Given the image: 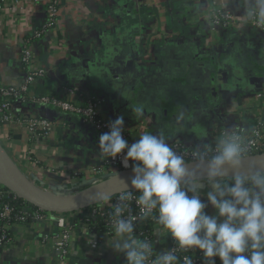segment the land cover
Instances as JSON below:
<instances>
[{
    "label": "crops",
    "instance_id": "0c3cea01",
    "mask_svg": "<svg viewBox=\"0 0 264 264\" xmlns=\"http://www.w3.org/2000/svg\"><path fill=\"white\" fill-rule=\"evenodd\" d=\"M42 1H23L12 8L8 5L0 13V80L6 85L19 86L24 81L19 50L27 36L43 24ZM221 1L115 0L113 5L111 0H65L59 29L54 33L64 36L67 45H58L49 34L32 41L34 52L52 68L51 79L43 82L46 91L61 94L63 82L58 76L66 68L65 81L87 78L107 96L115 115L135 121L131 129L135 141L147 128L163 132L170 139L189 137L202 142L209 129L221 125L222 112L226 117H241L249 109L257 112L263 108L262 102L247 101L239 106L232 100L224 111L216 112V103L230 95L264 86V30L245 16L246 0H224L235 23L214 28L213 12ZM144 18L152 20L147 38L151 49L160 54L154 70L138 62ZM204 26L210 31L200 35ZM88 41L97 42L90 45L91 53L86 50ZM211 47L216 49L214 54ZM208 56L214 61L213 57L211 62L206 60ZM227 73L241 85L232 84ZM137 107L144 110L140 120L133 114ZM27 110L50 117L55 126L46 140L29 135L18 125L0 136L14 160L30 178L48 182L54 193L90 188L92 172L101 165L98 137H89L78 117L73 116L68 123L46 107H17L21 116ZM181 111L185 120L178 124L176 116ZM208 190L203 187L200 198L209 205L206 212L213 215L215 209L204 194ZM42 225L32 222L11 226L14 245L20 251L11 247L2 250L0 264H127L124 255L109 246L111 236L98 248H91L77 228L80 223L73 228L69 256L59 261L51 246L41 240ZM155 237L157 250L170 247L169 235L157 232Z\"/></svg>",
    "mask_w": 264,
    "mask_h": 264
},
{
    "label": "clouds",
    "instance_id": "9594fccd",
    "mask_svg": "<svg viewBox=\"0 0 264 264\" xmlns=\"http://www.w3.org/2000/svg\"><path fill=\"white\" fill-rule=\"evenodd\" d=\"M244 14L264 26V0H246ZM133 114L140 120L144 110L133 108ZM184 120L181 111L176 121ZM109 127L99 137L100 154L113 160L122 156L123 167H131L133 173L130 182L121 178L123 186L110 214L109 246L122 253L127 264H178L177 248L186 253L199 249L205 264H215V257L222 264H264V166L245 169L250 141L227 132L214 146L198 145L188 160L163 132H144L129 145L122 135L123 116ZM204 182L213 215L200 198ZM132 201L139 209L135 215ZM149 218L159 225L158 232L176 241L177 248L153 255V244L136 235L137 223ZM94 242L92 236L88 243ZM183 264H193L192 257L185 255Z\"/></svg>",
    "mask_w": 264,
    "mask_h": 264
},
{
    "label": "built area",
    "instance_id": "2783aa9c",
    "mask_svg": "<svg viewBox=\"0 0 264 264\" xmlns=\"http://www.w3.org/2000/svg\"><path fill=\"white\" fill-rule=\"evenodd\" d=\"M23 1H34V0H0V13L3 12L6 6L13 7L18 5ZM39 1V0H35ZM65 0H45L43 2V24L41 27L33 30L21 45L19 50L20 63L22 66V71L24 72L25 78L23 83L19 86L6 85L0 80V136H2L9 129L15 126L24 127L29 135L35 138H41L46 140L50 135L51 131L55 126V120L48 116H36L30 114L27 110L24 116H21L17 111L18 106H30L36 108L46 107V110L54 113L61 118H64L68 123H72L73 116L78 117L79 124L82 125L86 133L91 136L99 137L105 132L110 131V123L116 120L118 115H115L110 109L108 104L107 96L101 91L97 90L92 86L87 78H81L79 80L65 81V70L58 76L62 80L63 85L61 87V94H53L46 91V87L43 82H47L51 79L52 68L46 59L38 56L33 49L32 41L33 39H38L46 35L53 36L54 40L57 41L58 45H67V40L64 36L54 33V31L59 29L60 20V9L63 6ZM113 5L115 0H111ZM225 1L217 3V7L213 12V23L214 28L218 26L229 27L231 24L235 23V18L230 10L226 8ZM88 20V19H87ZM152 20L144 18L143 26L145 30L140 35L142 54L139 59V63L146 65L150 70H154L158 66L160 60L159 50L153 47L151 49L150 41L147 38V32L152 29ZM88 22V21H87ZM92 24V23H91ZM104 26V23H101ZM260 26V25H259ZM264 30V26H260ZM213 28L211 29L212 32ZM210 31L208 27L204 26L202 33ZM92 42V43H90ZM86 50L88 53L93 50L90 45H97L93 41L86 42ZM69 45V43H68ZM155 45V44H154ZM216 51L215 47H211L210 51ZM45 87V89H44ZM237 100L239 106L243 105V102L249 101V103L258 104L263 103L262 111H253L249 109L247 112L249 116L245 115L233 116L230 115L226 117L225 113H221V125L215 129H209L208 136L201 142L195 138L189 137H179L170 139V143L173 148L180 154L185 155L186 159L191 160V155L193 150L198 146L203 145H213L218 138L227 132H237L245 137L247 141L251 142V148L247 154L252 155L260 152H264V87L254 90L252 92H244L239 94L230 95L225 101H220L216 108L221 111L225 110V105L232 101ZM243 109V108H241ZM257 109V107H256ZM230 111L231 108L228 107ZM134 123H128L124 119V131L122 133L123 138L128 142L129 145L136 142L134 139L135 133L132 132V126ZM136 125V124H135ZM145 130V129H144ZM147 132L157 134L158 132L147 129ZM126 151V150H125ZM101 165L95 167L94 172H92L90 182L91 187L100 184L101 182L111 178L112 176L126 170L129 168H124L122 165V156H118L116 159L108 158L100 154ZM32 158V157H31ZM133 161H129V164H133ZM18 164V163H17ZM19 165V164H18ZM20 166V165H19ZM22 170V166L20 167ZM25 168V167H24ZM26 169V168H25ZM24 171V170H23ZM24 173L28 175L25 171ZM29 176V175H28ZM32 179V178H31ZM37 185L41 186L45 190L51 191V185L44 180H34ZM204 187H208L206 182H204ZM83 191V190H82ZM80 192V191H79ZM54 193V192H53ZM138 194V193H134ZM16 198L17 195L13 194L9 189H6L2 184H0V249L5 250L12 248L15 251H20L17 245H14V240L9 238L7 231L11 226L9 225V219L12 218L14 211V206L9 202L10 198ZM119 194L115 196V201L113 203L105 202V204L93 208L83 209L81 211L70 213H55L40 210H31L29 207H25V213L21 217V220L25 221L29 215L32 216L33 222H39L42 225L41 240L43 244H49L59 261H64L70 253L72 232L76 224L80 223V227H77L81 233V236L89 241V239L94 236L95 242L94 246H89L93 249L99 247L100 242L112 234L111 219L108 222L110 230L107 232H100L95 228L91 227L88 222L81 223L84 217H96L97 214L105 216V210L108 206L115 204L118 200ZM132 214H137L139 209L136 207L135 202L130 203ZM127 215V213H125ZM4 220V221H2ZM146 220L137 223L140 229L145 226ZM51 227L53 230H51ZM159 225L155 222V227H153V234L156 235L158 232ZM139 238L138 234H136ZM170 236V235H169ZM171 245L168 249L164 251H159L155 248V239L153 242V255L157 253H163L165 251L177 248L178 245L176 241L170 236ZM151 243V241H149ZM0 250V251H2ZM180 250L177 248V252ZM176 252V253H177ZM190 256L193 259V264H202L201 256L202 251L196 249L190 252Z\"/></svg>",
    "mask_w": 264,
    "mask_h": 264
},
{
    "label": "water",
    "instance_id": "95a60500",
    "mask_svg": "<svg viewBox=\"0 0 264 264\" xmlns=\"http://www.w3.org/2000/svg\"><path fill=\"white\" fill-rule=\"evenodd\" d=\"M79 80V79H75ZM264 166V152L248 155L244 167ZM132 169L122 171L93 187L76 193L57 194L37 185L20 168L7 148L0 141V184L30 204L55 213H72L103 203V197L112 198L120 194L122 180L130 182Z\"/></svg>",
    "mask_w": 264,
    "mask_h": 264
},
{
    "label": "trees",
    "instance_id": "16d2710c",
    "mask_svg": "<svg viewBox=\"0 0 264 264\" xmlns=\"http://www.w3.org/2000/svg\"><path fill=\"white\" fill-rule=\"evenodd\" d=\"M213 52L215 53L216 51L214 50V51H212V53ZM210 57H213V56H208L206 58V60L210 61ZM212 59L214 61V57L211 58V61H212ZM252 91H254V90H248L246 92H252ZM189 195H191V194H189ZM114 201H115V196L110 198V199H108L105 202L113 203ZM9 202L14 206V211H13V214H12V218L9 219V225L10 226L17 225V224H27V223H32L33 222V219H32L31 215H29L28 218L25 221L21 220V217L24 215V213L26 211L25 207H29L33 211L40 210V208L30 204L25 199H22L20 197L10 198ZM105 202L96 204V205L91 206L89 208H93V207H97L98 208L99 206L105 204ZM112 211H113L112 205L108 206L107 209L105 210V216H101L100 214H97L96 217H89V218L88 217H84L81 220V223L88 222L90 224V226L95 228L96 230H98L100 232H107V231L110 230L108 222L111 219V215L110 214L112 213ZM2 221H4V220H2ZM146 223L147 224L145 226H143V229H140L137 226L136 234H138L139 239L147 241V242L151 241V243L153 244L154 239L156 238L155 234H153V232H154L153 227H155V221L152 220L151 218H149L148 220H146ZM7 234L9 236V238H11V240H14L13 236H12L13 232L11 230V227L8 228ZM0 250H2V249H0ZM176 254L178 255V257H180V259L178 261V264H183V257L185 255H191L190 252L186 253V252H184L182 250H178V252ZM214 259H215V264H222V261L220 260L219 257H215ZM200 261H201L202 264H205V260H204L203 255L201 256V260Z\"/></svg>",
    "mask_w": 264,
    "mask_h": 264
},
{
    "label": "flooded vegetation",
    "instance_id": "af4514ba",
    "mask_svg": "<svg viewBox=\"0 0 264 264\" xmlns=\"http://www.w3.org/2000/svg\"><path fill=\"white\" fill-rule=\"evenodd\" d=\"M228 74V80H229V78H230V80H232V84H234V85H236V86H240L241 84H240V80L239 79H234V77H229V73H227ZM212 103V102H211ZM214 104V103H213ZM217 104L218 103H216V106H217ZM215 106V107H216Z\"/></svg>",
    "mask_w": 264,
    "mask_h": 264
},
{
    "label": "rangeland",
    "instance_id": "374dc122",
    "mask_svg": "<svg viewBox=\"0 0 264 264\" xmlns=\"http://www.w3.org/2000/svg\"><path fill=\"white\" fill-rule=\"evenodd\" d=\"M86 17V16H85ZM88 21V20H87ZM139 45H141L140 44V42H139ZM128 123H135V121L134 120H129V122ZM144 123V122H143ZM146 124V123H145ZM145 132H147L146 130H145ZM1 142H3L2 140H1ZM3 144H5L4 142H3ZM6 147V146H5ZM81 211V210H80ZM75 212H72V213H70V214H74Z\"/></svg>",
    "mask_w": 264,
    "mask_h": 264
}]
</instances>
